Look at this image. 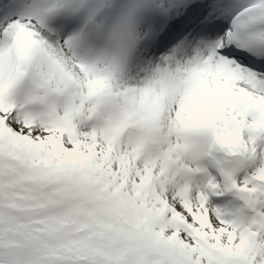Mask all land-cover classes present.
<instances>
[{
    "label": "snow or ice",
    "instance_id": "snow-or-ice-1",
    "mask_svg": "<svg viewBox=\"0 0 264 264\" xmlns=\"http://www.w3.org/2000/svg\"><path fill=\"white\" fill-rule=\"evenodd\" d=\"M0 264H264V0H0Z\"/></svg>",
    "mask_w": 264,
    "mask_h": 264
}]
</instances>
